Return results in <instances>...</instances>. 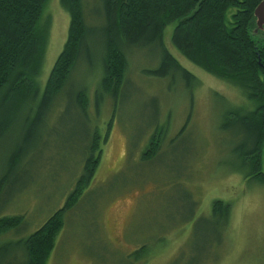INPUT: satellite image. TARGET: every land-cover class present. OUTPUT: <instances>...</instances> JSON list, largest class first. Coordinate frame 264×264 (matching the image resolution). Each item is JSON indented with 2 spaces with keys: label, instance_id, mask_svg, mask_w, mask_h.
Here are the masks:
<instances>
[{
  "label": "rangeland",
  "instance_id": "1",
  "mask_svg": "<svg viewBox=\"0 0 264 264\" xmlns=\"http://www.w3.org/2000/svg\"><path fill=\"white\" fill-rule=\"evenodd\" d=\"M83 1L91 32L47 111L38 115L70 25L61 0H48L38 23L47 43L35 95L0 99V218L23 217L0 235L4 262L17 255L25 263L20 244L64 206L88 158L99 155L46 264H264V180L244 145L249 134L231 120L251 101L181 55L175 23L163 44L196 79L179 70L156 74L161 46L124 45L129 65L115 99L101 85L103 0ZM152 140L159 147L150 156ZM260 163L264 173V149ZM217 201L228 214L214 212Z\"/></svg>",
  "mask_w": 264,
  "mask_h": 264
},
{
  "label": "trees",
  "instance_id": "2",
  "mask_svg": "<svg viewBox=\"0 0 264 264\" xmlns=\"http://www.w3.org/2000/svg\"><path fill=\"white\" fill-rule=\"evenodd\" d=\"M47 1L0 0V99L35 91L33 83L40 73L47 43V33L40 34L37 27ZM262 1L103 0L106 17L103 90L117 99L129 65L126 49L152 44L161 46V64L156 74L165 76L179 70L186 79H196L163 44L165 28L175 23L172 43L181 55L207 73L239 87L251 101V110L236 109L235 119L231 120L249 134L250 139L244 145L250 144L248 154L259 168L255 176L264 180L260 163L264 149V26L259 27L255 15ZM61 3L70 16L68 36L47 80L39 116L64 89L91 32L83 0H61ZM82 97L83 93L77 95L79 100ZM157 142L152 140L148 155L156 153ZM95 147L98 149V141ZM99 161V155L88 158L84 173L64 206L20 244L26 256L23 264H46L65 225L66 213L76 206ZM1 186L2 182L0 189ZM213 208L220 215L230 210L222 201L215 202ZM22 219V216L1 217L0 235L19 227ZM7 253L8 248L0 246V264H7L4 262ZM13 259L12 264H21L17 255Z\"/></svg>",
  "mask_w": 264,
  "mask_h": 264
},
{
  "label": "water",
  "instance_id": "3",
  "mask_svg": "<svg viewBox=\"0 0 264 264\" xmlns=\"http://www.w3.org/2000/svg\"><path fill=\"white\" fill-rule=\"evenodd\" d=\"M255 15L258 20L259 27L264 26V0L258 5V7L255 10Z\"/></svg>",
  "mask_w": 264,
  "mask_h": 264
},
{
  "label": "flooded vegetation",
  "instance_id": "4",
  "mask_svg": "<svg viewBox=\"0 0 264 264\" xmlns=\"http://www.w3.org/2000/svg\"><path fill=\"white\" fill-rule=\"evenodd\" d=\"M152 147H153V145H152V141H151L147 152H149L152 149Z\"/></svg>",
  "mask_w": 264,
  "mask_h": 264
}]
</instances>
